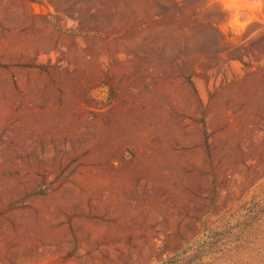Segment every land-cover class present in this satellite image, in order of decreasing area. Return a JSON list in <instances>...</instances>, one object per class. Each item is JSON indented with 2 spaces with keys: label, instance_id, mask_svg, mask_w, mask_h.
<instances>
[{
  "label": "rangeland",
  "instance_id": "1",
  "mask_svg": "<svg viewBox=\"0 0 264 264\" xmlns=\"http://www.w3.org/2000/svg\"><path fill=\"white\" fill-rule=\"evenodd\" d=\"M0 264H264V0H0Z\"/></svg>",
  "mask_w": 264,
  "mask_h": 264
}]
</instances>
